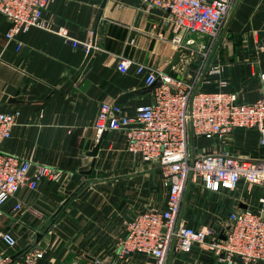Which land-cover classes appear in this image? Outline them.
<instances>
[{
  "label": "crops",
  "instance_id": "0c3cea01",
  "mask_svg": "<svg viewBox=\"0 0 264 264\" xmlns=\"http://www.w3.org/2000/svg\"><path fill=\"white\" fill-rule=\"evenodd\" d=\"M42 18L53 29L64 28L71 39L90 45L92 53L81 70L87 53L36 27L17 35L21 46L16 49V41L4 37L9 24L0 14V112L19 113L0 149L30 158L31 173L38 165L59 171L55 180L20 188L2 206L0 232H10L16 244L12 248L0 244V257L18 260L25 251L38 249L43 251L38 264H147L149 258L139 254L118 260L115 246L124 222L146 208L165 207L161 167L128 153L119 131H104L97 139V115L102 103L119 104L133 115L152 102L145 73L137 74L136 64L190 80L201 58L180 52L171 42L167 12L145 11L137 0H55ZM263 39L264 0H235L219 47L212 53L221 72L206 77L202 89L235 92L241 102L255 101L264 69ZM178 53V61L171 65ZM119 57L132 62L126 73L117 69ZM258 139L255 129L238 128L224 141L199 138L189 148L255 159L264 157ZM262 199L264 185L241 181L233 190L215 192L190 185L183 195L181 217L193 228L219 232L229 211L256 209ZM167 263L218 264L196 244L188 252L171 253Z\"/></svg>",
  "mask_w": 264,
  "mask_h": 264
},
{
  "label": "built area",
  "instance_id": "2783aa9c",
  "mask_svg": "<svg viewBox=\"0 0 264 264\" xmlns=\"http://www.w3.org/2000/svg\"><path fill=\"white\" fill-rule=\"evenodd\" d=\"M54 1L0 0V14L9 24L6 41H16L17 35L36 27L63 37L73 48L80 47L87 53L90 45L71 39L66 29H53L43 20V12ZM137 1L145 11L167 12L173 31L171 42L180 52L199 55L201 61L190 80L136 64V73H145V88L152 91V102L137 108L133 115L116 103L100 105L96 138L104 131L121 132L125 150L142 161L157 163L167 187L163 209L146 208L123 223V235L115 246L116 258L122 261L139 254L149 258L147 264H168L171 253L188 252L196 244L218 264L264 263V199L256 209L229 211L219 232L193 228L181 217L183 195L190 185L213 192L233 190L241 181L264 185V157L247 159L228 152H191L189 148L199 138L224 141L238 128L255 129L258 145L264 147V69L259 74L260 95L253 102L239 101L235 92L202 89L208 82L206 77L221 72V66L212 62V53L219 47L235 0ZM20 46L16 41V49ZM130 65V60L119 57V72L126 73ZM18 115L17 110L0 112V147L10 137ZM41 116L42 111L38 113ZM32 164L30 158L0 149V217L2 206L20 188L59 176L57 169L45 165H38L31 173ZM0 244L12 248L16 241L10 232H0ZM42 258V250L29 249L18 260L1 256L0 264H38Z\"/></svg>",
  "mask_w": 264,
  "mask_h": 264
},
{
  "label": "water",
  "instance_id": "95a60500",
  "mask_svg": "<svg viewBox=\"0 0 264 264\" xmlns=\"http://www.w3.org/2000/svg\"><path fill=\"white\" fill-rule=\"evenodd\" d=\"M262 44L264 45V39L262 40ZM91 53H92V48L90 47V49H89L88 52H87V56H86V59H85V61H84V64H83V66L81 67V70L83 69V67H84L85 64L87 63L89 57L91 56ZM178 59H179V53L174 57V59H173L171 65H174V64L178 61ZM126 96H127V95H126ZM126 96H123V99H124ZM101 139H102V136L100 137L98 144H97V145L93 148V150L91 151L90 156H92V157L95 156V154H96V152H97V150H98V148H99V145H100V141H101ZM65 204H66V203H64L63 206H64ZM61 209H62V207H60V208L57 210V212L55 213V215H54L53 217H55V216L59 213V211H60ZM220 237H221V236H220ZM221 238L223 239L224 237H221Z\"/></svg>",
  "mask_w": 264,
  "mask_h": 264
}]
</instances>
